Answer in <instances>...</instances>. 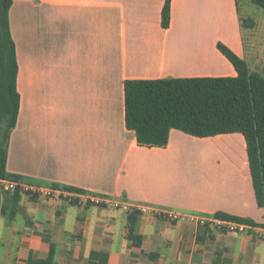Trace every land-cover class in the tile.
<instances>
[{
    "label": "crops",
    "instance_id": "crops-1",
    "mask_svg": "<svg viewBox=\"0 0 264 264\" xmlns=\"http://www.w3.org/2000/svg\"><path fill=\"white\" fill-rule=\"evenodd\" d=\"M164 2L11 0L19 111L5 172L129 206L208 221L223 213L256 226L202 233L187 219L138 214L131 223L134 212L57 194H20L14 204L9 192L0 195V264H36L51 246L55 264H214L216 256L217 264H264L256 232L264 231V207L241 134L172 129L166 146L141 147L124 126V81L235 77L219 43L247 61L235 0H171L166 29Z\"/></svg>",
    "mask_w": 264,
    "mask_h": 264
},
{
    "label": "trees",
    "instance_id": "trees-1",
    "mask_svg": "<svg viewBox=\"0 0 264 264\" xmlns=\"http://www.w3.org/2000/svg\"><path fill=\"white\" fill-rule=\"evenodd\" d=\"M264 10V0H249ZM170 2L165 0L161 11V27L170 21ZM239 13V0H235ZM11 0H0V180L22 178L5 172L6 151L18 111L16 90L17 63L10 38L8 11ZM240 27L252 28L254 22L244 20L239 13ZM217 49L231 63L235 77L164 78L158 80H126L123 83L124 126L132 131L141 147H164L170 130L205 138L239 133L245 142L249 173L257 205L264 207V76L252 70L248 63L222 44ZM53 189L84 194L76 188L51 184ZM20 197L12 193L13 203ZM37 196H31L36 198ZM73 203V202H71ZM138 212L131 213L129 220ZM215 219L236 221L256 226L247 219L216 213ZM202 233L225 230L200 227ZM199 241V239H198ZM55 249L50 247L46 258L36 264H55ZM153 257V256H150ZM219 256H216L217 264Z\"/></svg>",
    "mask_w": 264,
    "mask_h": 264
},
{
    "label": "built area",
    "instance_id": "built-area-1",
    "mask_svg": "<svg viewBox=\"0 0 264 264\" xmlns=\"http://www.w3.org/2000/svg\"><path fill=\"white\" fill-rule=\"evenodd\" d=\"M0 185L3 191L13 193L18 190L20 194L25 196H51L53 194H57L58 196H63L65 200L69 203L75 201L78 198H82L85 203L93 204L96 206H104L109 208H114L123 211L128 214L130 212H138L142 215L151 216L154 218L162 219L167 222H176L183 219H187L191 222H195L198 226H204L205 224H209L213 228L217 230H225V232H236L243 233L252 227L246 224H242L236 221H225L213 218L212 220H205L193 215L184 216L180 213L165 210V209H156L149 208L145 206H129L124 203H120L117 201L109 200L102 196L92 195V194H79L72 193L64 190L53 189L51 187L38 186L29 182L20 180H11V179H3L0 180ZM257 236L260 239H264V231L257 230Z\"/></svg>",
    "mask_w": 264,
    "mask_h": 264
},
{
    "label": "rangeland",
    "instance_id": "rangeland-1",
    "mask_svg": "<svg viewBox=\"0 0 264 264\" xmlns=\"http://www.w3.org/2000/svg\"><path fill=\"white\" fill-rule=\"evenodd\" d=\"M239 13L244 20L250 19L254 22L252 28H242L246 62L252 70L264 76V10L255 7L249 0H239ZM6 193L9 192L1 188L0 195ZM2 200L4 201V198ZM22 223L23 217L18 214L16 225L19 227Z\"/></svg>",
    "mask_w": 264,
    "mask_h": 264
}]
</instances>
